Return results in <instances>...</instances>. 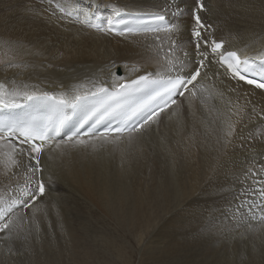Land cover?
Wrapping results in <instances>:
<instances>
[{
  "label": "bare ground",
  "instance_id": "obj_1",
  "mask_svg": "<svg viewBox=\"0 0 264 264\" xmlns=\"http://www.w3.org/2000/svg\"><path fill=\"white\" fill-rule=\"evenodd\" d=\"M202 2L203 11L196 0H0L3 40L43 44L54 53L37 76L20 61L0 66L6 107L29 101L17 91L71 101L102 82L187 73L201 59L195 13L206 26L200 52L209 54L196 88L139 131L47 141L37 172L29 170L34 161L13 155L0 140V209L27 203L15 204L2 221H11L0 231L9 262L137 264V238L150 236L166 215L171 264L180 252V264H264V201L255 194L256 173L264 177V89L233 75L219 58L235 51L241 60L264 59V0ZM161 10L177 26L172 31L121 36L107 29L123 11ZM218 40L220 55L211 53Z\"/></svg>",
  "mask_w": 264,
  "mask_h": 264
},
{
  "label": "snow or ice",
  "instance_id": "obj_2",
  "mask_svg": "<svg viewBox=\"0 0 264 264\" xmlns=\"http://www.w3.org/2000/svg\"><path fill=\"white\" fill-rule=\"evenodd\" d=\"M196 3L199 10L203 11L204 4L202 0H196ZM148 15L149 19L141 21L140 25L135 28L130 27L128 21L116 20L113 22L109 20L108 29L112 32H117L119 29L117 34L124 36L141 29L146 32L158 33L161 30V26L168 25L166 13L163 10ZM97 18L99 19V17ZM194 19L196 29L193 30L192 35L197 38L196 49L201 59L189 72H177L175 75L167 74V78H164L158 72L156 73L158 78L155 79L151 78L152 73H147L139 75L130 82H120L107 87L103 86L102 82L101 85L97 86V91L90 94L85 93L83 96L76 95L71 101L64 98L57 100L56 96L47 92L37 95L34 92L29 94L28 92L17 91L14 95L23 96L29 101L42 102L47 112L45 115L30 116L27 120L23 121L0 120V140L8 142L13 155L34 161L35 167L29 165V170L37 172L41 171L38 154L42 152L45 142L59 135L69 122L70 118L63 111L65 105L71 107L74 111L77 108H81L83 115L79 121L80 127H83L84 124H88L90 121H94L92 127L95 128L96 125L103 123L105 120H115L119 117L123 127H118L116 129L117 132L125 130L132 132L139 131L144 124H148L149 121L153 120L154 116L159 114L158 110L167 108L169 103L175 104V99H173L175 95H184V92L180 91V89H187L188 85H192L194 90L196 84L199 82L198 78L201 76V69L205 66V60L209 59V54L207 52H200L201 45L199 43L201 30L206 26L201 21L198 13L194 14ZM93 27H96V25H93ZM176 27L175 25H168L165 31H172ZM156 39H159V36ZM172 43L174 44L175 41H172ZM207 43V41H204L205 47ZM212 44L211 53L220 55L219 50L223 47V42L212 41ZM233 59H235V63L232 62ZM220 60L227 65L228 69L235 76H238L242 80L247 79L249 84H256L257 87L264 88V83H260L256 79L247 78L248 75H253L259 76L261 80H264V66L256 69L255 65L249 60H241L236 52L220 55ZM172 71L171 68L168 69V73ZM4 88L5 85L0 83V90ZM193 94H195L194 91ZM89 95L94 100L91 104L88 103ZM154 105L156 106L155 108L153 107ZM0 107H6L2 98H0ZM140 121L143 123H140ZM129 124H131L130 128L128 127ZM229 127L231 128L232 126L230 125ZM5 132L7 133L6 136L4 135ZM77 135L78 130L73 133V136ZM228 135H232V132L229 131ZM13 139L18 141L19 146L12 143ZM69 139H72V137H69ZM78 143L83 145L86 141L78 140ZM12 163L16 164V160L12 159ZM256 176L259 177L257 181L259 187L256 189L255 194L264 201V177H260L259 171L256 173ZM37 188L42 197L45 192L44 182H38ZM24 194L29 196L31 200L36 199L34 194H30L27 191ZM2 201L3 198L0 197V202ZM17 203L27 206L25 201L14 200L12 204L7 206V209H0V222L4 221L7 213L11 212ZM10 224V220L0 223V231L9 230Z\"/></svg>",
  "mask_w": 264,
  "mask_h": 264
},
{
  "label": "rangeland",
  "instance_id": "obj_3",
  "mask_svg": "<svg viewBox=\"0 0 264 264\" xmlns=\"http://www.w3.org/2000/svg\"><path fill=\"white\" fill-rule=\"evenodd\" d=\"M2 31V20H0L1 67H9L12 63H17L20 61L24 64H27V73L30 77L32 75L37 76L40 74V70H42L43 67L40 64L43 62L48 64V62L54 56V53L45 48L43 44L11 46L9 40L2 39ZM20 49L24 50L25 52L23 54L19 53ZM18 53L21 54V56H14ZM178 220L179 217L175 218L174 222H178ZM171 226L172 223L169 221L168 217L166 215H161L156 219L150 236L144 234L137 238L135 243L136 251L138 252V260L141 259L139 263L137 262V264H171L167 252L169 239H171V235L169 234L171 231ZM148 246L151 248L152 256H146L148 252L146 251V248H148ZM8 254H10V252H8ZM179 257L180 258L177 259L175 264H180V261H185V257L182 255V252H180ZM0 264H13L12 261L9 262L6 253L2 254V249H0Z\"/></svg>",
  "mask_w": 264,
  "mask_h": 264
}]
</instances>
